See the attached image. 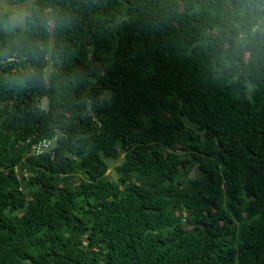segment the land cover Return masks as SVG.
Returning a JSON list of instances; mask_svg holds the SVG:
<instances>
[{"label": "trees", "instance_id": "1", "mask_svg": "<svg viewBox=\"0 0 264 264\" xmlns=\"http://www.w3.org/2000/svg\"><path fill=\"white\" fill-rule=\"evenodd\" d=\"M11 2L0 264H264V0Z\"/></svg>", "mask_w": 264, "mask_h": 264}, {"label": "rangeland", "instance_id": "2", "mask_svg": "<svg viewBox=\"0 0 264 264\" xmlns=\"http://www.w3.org/2000/svg\"><path fill=\"white\" fill-rule=\"evenodd\" d=\"M26 4V3H25ZM24 5L23 7V10H24V13H23V10H21L20 14L17 15V17H13L14 18V23L16 25H23L24 24V21H25V16L27 15V7L29 6L30 3H27L26 5ZM16 7L13 5V3L11 2V0H0V13H3V12H6V11H9V10H14ZM44 105H46V103H44ZM110 175H113L114 173V167H116L118 164H119V161L118 162H110Z\"/></svg>", "mask_w": 264, "mask_h": 264}, {"label": "built area", "instance_id": "3", "mask_svg": "<svg viewBox=\"0 0 264 264\" xmlns=\"http://www.w3.org/2000/svg\"><path fill=\"white\" fill-rule=\"evenodd\" d=\"M54 148V142L46 139L34 147V153L36 156L44 155Z\"/></svg>", "mask_w": 264, "mask_h": 264}]
</instances>
